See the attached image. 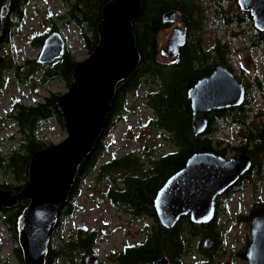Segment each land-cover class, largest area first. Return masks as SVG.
Returning a JSON list of instances; mask_svg holds the SVG:
<instances>
[{"label":"trees","instance_id":"trees-1","mask_svg":"<svg viewBox=\"0 0 264 264\" xmlns=\"http://www.w3.org/2000/svg\"><path fill=\"white\" fill-rule=\"evenodd\" d=\"M6 1L0 0V8ZM10 1L11 16L5 20L0 17L1 89L4 88L6 71L13 70L19 84H25L36 71L32 69L27 73L24 72L28 64L34 61H27L24 65L15 64L11 56L4 52V48L11 42L12 30L20 26L30 2V0ZM59 1L66 10L57 18L82 29L84 45L91 54L99 42L97 26L102 20V11L111 0ZM141 2L140 14L134 22L141 61L118 85L102 137L80 166L61 220L74 212L72 197L79 192L81 180L86 175L96 169L99 171L96 178L101 180L113 169H131L134 170L133 174L122 179L124 183L122 186L109 187L108 199L113 206L127 203L126 206L130 207L135 217L146 215L151 217L154 223L143 243L132 247L125 257V264L153 261L164 256L170 258L171 264H183L184 256L192 252L193 248L203 252L206 258L213 262L222 248V232L217 224L218 217L207 224H198L192 222L189 216H185L174 227L166 228L159 221L154 200L166 181L180 171L187 159L197 151H213L224 157H227L229 152L234 155L249 154L252 156V168L241 180L252 182L255 174L264 179V104L255 106L256 96L252 90L254 86L263 95L262 80L259 77L252 79L242 70V74L237 75V78L247 91L244 102L237 107L209 112L206 115L209 120L208 128L199 135L195 134L192 126L193 112L188 96V91L218 66H226L233 70L230 58L234 51L228 40L230 36H237L240 33L242 37L244 35L248 38L251 49H261L264 47V31L255 29L251 13L241 11L237 4V6L231 5L233 2L231 0L230 4L229 0H141ZM174 10L180 15V22L186 29L187 39L179 55L166 61L160 58L158 38L162 31L173 26V23L167 22L164 17ZM51 31H59L55 21ZM207 36L211 39L210 42L207 41ZM46 37V35L34 36L31 44L43 46ZM77 63L65 49L62 58L45 71L42 79L47 81L54 76H62L71 86ZM145 81L150 87L143 95L144 105L154 113L149 126L153 125L161 130L165 141L172 145L173 149L154 160L150 170L144 169L139 164L138 157L133 154L99 165L100 158L107 151L102 140L110 121L115 116L124 115L121 113H124L128 98L134 99ZM57 98L58 96L52 95L36 107H26L17 101L14 102L17 111L9 113V117L15 121L18 132L22 135L21 146L20 150L14 151L7 160L0 156V171L5 174L12 172L16 181L27 183L32 155L47 147L36 138V127L51 119L66 126ZM230 127L236 129V142L222 139V134ZM110 178L111 181L114 180L113 177ZM26 183L0 182V189L14 190L18 193ZM28 205L29 200L21 198L14 209L0 207V217L17 241L18 219ZM261 214H264V201H257L252 206L250 215L243 217V220L252 223V219ZM60 225L61 221L58 226ZM205 237L212 241L206 248ZM76 238L75 241L71 239L67 242L68 248H54L51 240L46 264H58L59 260H67L74 264L76 253L73 249L77 247L84 250L81 256L85 264L84 256L94 252L92 247L96 240L95 232L85 234L80 228ZM14 252L16 257L24 262L22 250L18 245ZM242 257L246 258V253L242 254Z\"/></svg>","mask_w":264,"mask_h":264},{"label":"water","instance_id":"water-1","mask_svg":"<svg viewBox=\"0 0 264 264\" xmlns=\"http://www.w3.org/2000/svg\"><path fill=\"white\" fill-rule=\"evenodd\" d=\"M242 10L250 12L254 27L264 31V0H239ZM11 1L0 11L7 18ZM142 8L141 0H111L102 11L97 26L99 42L89 58L77 63L73 82L67 93L58 96L68 137L32 155L28 179L18 193L0 189V207L15 208L19 199L29 205L18 219V246L24 264H46L52 234L58 227L80 166L102 137L118 85L138 66L141 55L137 47L134 22ZM167 22H178V11L165 15ZM187 33L174 26L166 55L178 56ZM65 38L58 32L49 34L42 46L38 62L49 64L65 52ZM195 134H203L209 125L207 114L213 110L241 105L246 89L232 71L218 66L209 76L200 79L189 91ZM252 168V156L231 158L213 151H197L185 166L174 173L158 191L154 206L160 223L174 227L181 218L207 224L215 219L217 203L230 188L237 185ZM251 240L246 257L249 264H264V214L251 223ZM209 246L211 239L205 240ZM98 256L85 258L86 264H97ZM145 264H171L160 257Z\"/></svg>","mask_w":264,"mask_h":264},{"label":"rangeland","instance_id":"rangeland-1","mask_svg":"<svg viewBox=\"0 0 264 264\" xmlns=\"http://www.w3.org/2000/svg\"><path fill=\"white\" fill-rule=\"evenodd\" d=\"M231 1H233L231 5H238L235 0ZM65 10V6L59 0H30L26 7V16L21 20L20 26L12 30L11 42L4 48L5 54H9L15 64L24 65L27 61H34L28 64L25 73L36 69L25 84H19L13 70L4 73V88H0V156L6 160L14 151L20 150L22 139L15 121L9 117V113L17 111L14 102L17 101L26 107H36L52 95L60 96L67 93L70 88L69 83L62 76H54L43 81L45 71L57 60L49 64H40L38 57L42 46L32 45V38L37 35L48 36L55 21L59 32L65 38L66 49L72 58L80 62L90 56L84 45L82 29L57 18L58 15H63ZM178 24L185 29L182 23ZM173 28L174 26L159 35L162 60L172 59L166 55V52ZM206 39L209 42L211 40L209 36ZM236 39L232 41L236 57L233 63L238 65L239 69L242 66L247 68V73L252 79L259 77L264 84V47L251 49L247 37L241 36ZM154 86L156 87V83ZM149 87L150 85L145 81L136 97L128 98L124 113H121L124 115L115 116L110 121L102 140L107 151L100 158L99 165L133 154L138 157V162L144 169L150 170L154 160L173 149V146L165 141L161 130L153 125L149 126L154 113L144 105L143 98ZM253 92L256 96L255 106L264 104V94L261 95L257 90ZM236 134V129L230 127L222 134V139L236 142ZM35 135L39 141L49 146L65 140L68 131L66 126L51 119L38 125ZM233 156L235 155L229 152L227 157ZM133 172L134 170L131 169L117 168L108 171L101 180L96 178L99 173L96 169L86 175L81 180L79 192L72 197L74 212L71 216L62 218L61 225L52 234L53 247L68 248L67 242L71 239L75 241L78 229L82 228L85 234L95 232L96 240L92 250L104 264H115L110 254L119 251L123 244L137 245L144 241L152 228L153 219L146 215H143L145 218L142 220L127 218L122 211L111 204L107 194L110 186H122V179L129 177ZM110 177L114 180L111 181ZM252 179V182L245 180L239 188L220 200L217 206V224L222 232V248L215 261L212 262L203 252L193 248L192 252L184 256L183 264H249L247 257H242V254L247 253L252 228L251 223L243 220V217L250 215L252 206L257 201H264V179L256 174ZM0 182L26 183L16 181L12 172L5 174L3 171H0ZM206 239L205 237L204 240ZM16 245L18 241L0 217V264H24L15 255ZM73 250L76 253L74 264H83L81 255L84 254V250L81 247ZM87 255H83L84 259ZM165 257L170 260L168 256ZM58 264L71 263L67 260H59Z\"/></svg>","mask_w":264,"mask_h":264},{"label":"flooded vegetation","instance_id":"flooded-vegetation-1","mask_svg":"<svg viewBox=\"0 0 264 264\" xmlns=\"http://www.w3.org/2000/svg\"><path fill=\"white\" fill-rule=\"evenodd\" d=\"M239 0H236V3L238 4V6H239V9L241 10V11H244V10H242V8L240 7V5H239V2H238ZM7 2V1H6ZM6 2L4 3V4H6ZM3 4V5H4ZM2 5V6H3ZM11 5V4H10ZM2 6H1V8H2ZM1 8H0V11H1ZM244 12H246V11H244ZM11 16V7H10V12H9V15H8V17H10ZM1 17V16H0ZM7 17V18H8ZM7 18H1L2 20H5V19H7ZM187 33V32H186ZM238 33V32H237ZM237 37H241V35H240V33H238V35L237 36H230L229 37V42H230V44H231V49L233 50V42L232 41H234V40H237L236 38ZM243 37H244V35H243ZM246 37V36H245ZM241 40V39H240ZM232 52V51H231ZM235 59H236V57H235V55H234V53H232V55H231V58H230V65L232 66V69L233 70H230L228 67V69L230 70V71H232L233 73H234V75L237 77V75H240V74H242V70H244L245 71V74L246 75H248V73H247V68L245 69V67H241V69H239V67H238V65H236V64H234L233 63V61H235ZM172 60V59H171ZM237 63H239V62H237ZM226 67V66H225ZM249 76V75H248ZM238 79V78H237ZM239 80V79H238ZM243 84V83H242ZM245 87V86H244ZM253 89L252 90H257V88L256 87H252ZM247 92V91H246ZM254 93V92H253ZM247 94V93H246ZM122 182H123V180H122ZM244 181L243 180H241L240 182H239V184H237L236 186H234V187H232L230 190H228V192H226L223 196H221L220 198H219V200H218V204H219V202H220V200H222L224 197H226V196H228V195H230L236 188H238V187H240V185L243 183ZM124 184V183H123ZM127 204V203H126ZM126 204H124V203H122V206H115V208L116 209H118L119 211H122L123 213H124V216H126L127 218H136V219H139V220H142L143 218H145V217H135L134 216V214L132 213V211H131V209H130V207H128V206H126ZM119 205V204H118ZM143 243V241H141V242H139L137 245H140V244H142ZM136 244H131V243H126V244H123V246L121 247V249L119 250V251H117V252H115L113 255L112 254H110V257H112V260L114 261V263L115 264H125V257L129 254V252L131 251V249H132V247L133 246H135ZM93 254H95L94 252H92L91 254H88L87 256H86V258L88 257V256H90V255H93ZM158 259V258H157ZM148 262H151V261H144V262H139L138 264H145V263H148ZM171 262V261H170ZM86 264V263H85ZM97 264H104V262L99 258V256H98V261H97Z\"/></svg>","mask_w":264,"mask_h":264},{"label":"bare ground","instance_id":"bare-ground-1","mask_svg":"<svg viewBox=\"0 0 264 264\" xmlns=\"http://www.w3.org/2000/svg\"><path fill=\"white\" fill-rule=\"evenodd\" d=\"M178 26H180V25L178 24Z\"/></svg>","mask_w":264,"mask_h":264}]
</instances>
